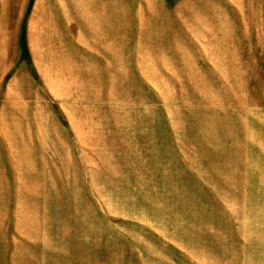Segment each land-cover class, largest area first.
<instances>
[{"label":"rangeland","instance_id":"obj_1","mask_svg":"<svg viewBox=\"0 0 264 264\" xmlns=\"http://www.w3.org/2000/svg\"><path fill=\"white\" fill-rule=\"evenodd\" d=\"M0 264H264V0H0Z\"/></svg>","mask_w":264,"mask_h":264},{"label":"trees","instance_id":"obj_2","mask_svg":"<svg viewBox=\"0 0 264 264\" xmlns=\"http://www.w3.org/2000/svg\"><path fill=\"white\" fill-rule=\"evenodd\" d=\"M20 48H21V52H22L21 53L22 54V57L24 59H27L28 58V52H27L26 45H25L23 39H21Z\"/></svg>","mask_w":264,"mask_h":264}]
</instances>
